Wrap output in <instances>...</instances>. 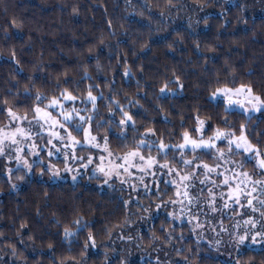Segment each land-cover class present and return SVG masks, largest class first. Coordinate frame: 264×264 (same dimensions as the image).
<instances>
[{"label": "trees", "instance_id": "trees-1", "mask_svg": "<svg viewBox=\"0 0 264 264\" xmlns=\"http://www.w3.org/2000/svg\"><path fill=\"white\" fill-rule=\"evenodd\" d=\"M224 1L230 0H0V108L30 114L33 99L25 89L45 97L43 107L68 88L78 98L66 107L93 115L92 134H107L117 155L126 150L124 142L134 145L147 128L155 130L150 139L157 143L161 138L169 145L182 142V131L196 127L197 112L207 119L205 139L227 118L237 135L245 123L249 139L264 150V112L225 114L222 103L210 99L225 83L264 93V0L227 6ZM166 82L180 90L161 96ZM90 85L94 95L102 94L95 113L80 99ZM112 100L136 121L123 136L119 107L115 115L108 112ZM6 116L0 112V127ZM143 151L148 154V147ZM155 151L152 147L151 154ZM203 158L211 162V155ZM254 163L244 170L253 172ZM40 169L36 165L23 182L0 175V264H264V248L218 256L164 214L144 217L140 201L151 207L157 192L132 195L130 189L123 196L99 190L93 179L52 183L47 173L37 178ZM261 178L257 170L253 179ZM166 191L165 199L173 193ZM77 218L89 227L65 240L64 227L74 229ZM136 232L142 245L132 241Z\"/></svg>", "mask_w": 264, "mask_h": 264}, {"label": "snow or ice", "instance_id": "snow-or-ice-1", "mask_svg": "<svg viewBox=\"0 0 264 264\" xmlns=\"http://www.w3.org/2000/svg\"><path fill=\"white\" fill-rule=\"evenodd\" d=\"M13 59H15L13 55ZM125 75L129 74V70L125 69ZM166 82L163 87L159 89L161 95L166 92L171 93L173 90L168 87ZM177 84L182 88L183 85L180 84L179 80L176 81ZM235 81H232L234 85ZM220 84V81H217ZM92 85L89 86L86 96L80 97L83 103L91 105V112L95 113L98 110V102L102 99V94L100 96L94 95L92 91ZM25 91L29 94V97L33 99V106L29 111L33 114L32 120H28L27 115L20 116L16 111L13 110L14 106H9L6 109L0 108V112L6 111V119L8 123L0 127V156L9 155V146H14L15 160L17 164H22L23 168L27 171H31L33 165H39L43 163L42 160L30 162L28 159L24 158L22 155L23 147L22 145L27 141L33 140V124L38 126L41 130L47 126L50 130L48 131L47 144L51 145L55 149V153L51 150L48 151L47 155L52 157L56 153H60L61 149L53 143V140L59 141L63 148L66 150L63 154L64 159L81 161V166L87 168L88 165L93 163V157L89 155L87 157V162L83 163L85 157L78 156L76 152V147L79 145L81 148H96L102 149L103 152L107 153V163H105L106 157L104 155L99 156V163L94 169V173H99L105 177V183L109 179L115 177L120 180L121 183H125L128 178L133 177L134 173L131 171L135 169L142 175L138 177L139 182L145 183V188L147 189V183L145 182V176L148 175L149 171L153 170L158 166L159 169L167 170L169 175L173 176L170 183L174 188V196H169L168 200L161 199V203L155 205L156 208L161 206H167L168 204H180L184 205V201H188L191 204L193 201H198L200 199V192L193 193L191 189L195 188V181L199 184L204 185L206 182L211 183V187L207 189V196L204 198L205 203L212 212H216L217 199H216V189L223 186L228 188L227 197L224 199L225 193L220 192L219 199L223 201L221 205L224 209H229L232 205L229 200L234 203L239 204L244 207L243 201H247V207L251 209L253 213L258 211V208L254 204L256 201L259 205L260 216L264 218V178L253 179V175L259 174L264 177V150L259 143L254 144L249 139V130L245 123H241L239 126V135L236 131H232L234 124H230L227 118L224 119V127H217L213 130L212 135L205 139L204 133L207 131V119H201L199 113L197 112L195 119L196 127L192 130L184 129L181 133L182 142L175 145H169L164 142L161 138L159 142L151 140L152 136L156 135L153 128H147L142 134V138L139 139L134 145L129 146L126 142L123 143L122 155H116L112 152L110 147V140L107 134L102 138L99 135H93V115H83L81 114V109L76 107L67 108L64 102H75L77 96L73 92L65 88L61 91L60 96H54L48 103L41 107V104L46 99L39 92L32 97L31 92L28 89ZM210 99L221 102L223 106V112L225 114H235L238 111L242 112L246 117L252 112H264V93L256 94L253 87L250 85L241 84L239 87L229 86L225 83L221 86L215 88L210 94ZM4 105H8V100L5 99L2 102ZM137 105L140 102L135 101ZM115 107H119V112L121 113V118L119 119L120 134L124 135V129L131 123L132 128H136V121L132 114L126 110L123 106L119 105V101L112 100L108 103V112L110 115H115ZM142 107V105H141ZM59 109L57 112L56 110ZM87 111V109H85ZM27 121L28 127L23 126V122ZM20 122V123H17ZM101 125L96 124V129H99ZM183 128V123L181 124ZM55 129H60L61 131H56ZM82 133V137H81ZM195 134V135H194ZM43 139V137H41ZM103 139V145H101L100 140ZM259 139V137H258ZM224 144V147L220 145ZM147 146L149 151L148 154H144V147ZM38 145L33 142L31 147L28 149V153L33 156L39 157L41 153L36 151ZM155 147L157 149V154L153 156L151 154V148ZM71 149V153L67 150ZM176 149L179 152V159L176 158L175 153H173L172 158H169V150ZM226 149V150H225ZM191 151L193 153L192 157L185 158V153ZM211 155V162H208L203 157ZM229 156H240L238 164L232 169L225 168L223 172L220 171L222 163L234 164L235 162L229 160ZM10 158V157H9ZM254 160L253 172L245 171V167L249 161ZM239 168V171L236 168ZM65 171H71L67 164L64 167ZM11 171V169H9ZM48 171L52 173L53 176L59 175L58 171H53V165L49 164ZM231 171V177L228 172ZM43 175V171H41ZM217 178L222 177L223 179L210 180L212 175ZM155 172H153V176ZM18 180H23V176H17ZM75 180V176H73ZM251 183L252 188L249 191L247 188L248 183ZM169 183V181H165ZM257 185H261L259 190ZM16 186L13 185V188ZM135 188V185H133ZM203 191L202 189L200 190ZM258 192V195H254ZM158 198L162 196L160 193L159 186H157ZM182 197V199H180ZM128 202L125 201V204ZM147 211V209H145ZM190 217L198 219V217L193 216L191 212L188 213ZM168 216L172 219H180V217L174 212H168ZM82 218H77L72 221L75 228H70L68 226L64 227L63 237L68 240L76 235L82 229L89 227V222L81 223ZM59 223V221H57ZM258 221L252 217L244 220L246 226H251V229H256ZM23 227V225H21ZM196 227H200L199 223ZM236 227H239L237 223ZM260 231H257L255 235L252 236L253 242L256 240V236H261L264 238V224H260ZM223 230V226H222ZM248 232L244 235H238L236 237L239 244H243L247 238ZM88 241H91V247H96L95 240L91 232L88 234ZM153 239H158L153 235ZM51 247V246H50ZM89 247L86 243L85 248Z\"/></svg>", "mask_w": 264, "mask_h": 264}, {"label": "rangeland", "instance_id": "rangeland-1", "mask_svg": "<svg viewBox=\"0 0 264 264\" xmlns=\"http://www.w3.org/2000/svg\"><path fill=\"white\" fill-rule=\"evenodd\" d=\"M225 6L228 4L233 5L235 0L230 1H224ZM247 5V4H246ZM213 13V11H211ZM216 13V12H214ZM210 14V13H206ZM173 91L171 93L166 92L165 94L161 96H168V95H175L179 90L180 87H173L171 88ZM212 100V99H211ZM213 102H218L215 100H212ZM65 104L67 102H64ZM57 112L59 109L56 110ZM259 112H252L248 114L247 117H251L253 115H257ZM20 116L27 115L28 120H32L33 114H19ZM8 123V120L5 124ZM20 123V122H17ZM4 124V125H5ZM23 126L28 127L27 121L23 122ZM2 127V126H1ZM50 129L45 126L43 130H41L38 126H35L33 124V140L25 142L23 147V153L22 155L24 158L28 159L30 162L42 160L43 163L39 164L41 166V169L39 171V175L36 174L37 178L43 177L41 174V171L48 174L49 181L52 183H59L68 181L72 184L79 183L82 179H84L87 182H91L95 180L96 182V188L99 190H107V191H117L115 193L122 194L123 196H127L126 192L133 190L132 195L136 193V191L142 195H146L145 193H154L157 192V186H159L160 193H166L167 188H171L173 198H176L174 196V188L173 185L170 183V181L173 179L172 175H169L167 170L159 169L158 166L155 167L153 170L149 171L148 175L145 176V182L147 183V189L145 188V183L139 182L138 177H140L142 174L137 172L135 169H132L131 171L134 173L133 177L128 178L125 183H121L120 180H117L115 177L108 180L107 183H105V177L99 173H94V169L96 168V165L99 163V156L104 155L106 157L105 163H107V153L103 152L102 149H96V148H81V146L76 147V152L78 156L85 157L83 163L87 162V157L91 155L93 157V163L88 165L87 168H84L81 166V161L79 159L77 160H65L64 159V152L66 151L63 148V145L60 144L59 141L53 140V143L57 145L61 149L60 153L54 154L52 157H49L47 155L48 151L51 150L55 153V149L51 147V145L47 144L48 137V131ZM56 131H61L60 129H55ZM43 137V139H41ZM207 139V138H206ZM35 142L38 147L36 151L41 153L39 157L33 156L28 153V149L31 147V144ZM101 145H103V140H100ZM221 147H224V144L220 145ZM9 151V155L6 156H0V175L6 178L7 181L11 182V180H16L23 182L27 178L32 176L34 167L36 164L33 165V168L31 171H27L23 168L22 164H17L15 160V151L14 146H9V149H6ZM226 150V149H225ZM69 154L71 153V149L67 150ZM191 152V151H190ZM157 154V151H155L152 155L155 156ZM117 155V154H116ZM147 155V154H145ZM177 159H179V152L175 155ZM10 157V158H9ZM192 156L188 157L185 154V158H191ZM171 159L172 157L169 156ZM229 160L234 161L235 163L231 166L228 163H222L220 171L223 172L225 168L232 169L233 167L238 164L239 160L241 159L240 156H229ZM49 164L53 165V171H58L59 175L53 176L51 172L48 171ZM65 164L68 165V167L71 169V171H65L64 167ZM11 169V171H9ZM237 171H239V168H236ZM153 172H155V175L153 176ZM230 177L232 175L231 171H229L228 174ZM17 176H23V180H18ZM73 176H75V180H73ZM223 178H217L214 174L210 177V180H216ZM165 181H169V183H165ZM133 185H135V188H133ZM195 188L191 189V191L195 194L197 192H200V199L198 201H193L191 204H189L188 201H184V205L181 206L180 204H168L166 207L161 206L160 208H156L155 205L158 203H161V199L168 200L169 197L166 199L163 197L165 194L159 197L158 200H155L152 202L151 207H145V205H142V202L140 201V209L143 211L142 215L145 216H158L161 214H164V216L171 220L173 223L179 225V227H188L189 230L192 232V236L195 237L198 244H205L208 248L212 249L216 252V254L219 256L223 254L224 252H228L229 256H237L239 253H241L244 249L247 248H264V238L261 236H256L255 242L252 240V236L256 234L257 231H260V224H264V218L260 216L259 211V205L256 201H254V204L258 208V211L253 213L250 208H248L247 201L244 200V207H241L239 204L234 203L232 200H229V203L232 205L229 209H224L221 207L223 204V201L219 199L220 192H224L225 196L224 199H228L227 187H219L216 189V199H217V208L219 209L216 212H212L210 208L208 207L207 203H205V197L207 196V189L208 187H211L210 182H206L204 185L199 184L198 181H195ZM257 189L261 187V185L256 186ZM248 190L250 191L252 188L251 183L249 182L247 185ZM165 189V190H164ZM203 190L202 192L200 190ZM254 195H258V192ZM182 199V197H180ZM206 207V208H204ZM147 209V211H145ZM174 211L180 219H172L168 216V212ZM189 212L193 214V216L198 217L192 218L189 216ZM138 218H140V214L136 215ZM249 217L254 218L259 223L257 225L256 229H251V226H246L244 224V220L248 219ZM199 223L200 227H196V225ZM237 223H239V227H236ZM132 224H136V226H139L138 220L136 221L133 219ZM223 226V230H222ZM246 232H248L247 238L245 239L243 244H239L237 242L236 237L238 235H244ZM136 238H134L132 241H134L136 244L140 243L142 245L141 241H139L138 232H136Z\"/></svg>", "mask_w": 264, "mask_h": 264}]
</instances>
